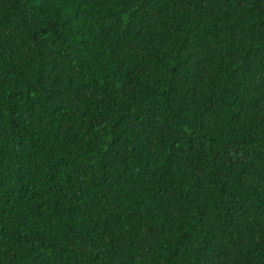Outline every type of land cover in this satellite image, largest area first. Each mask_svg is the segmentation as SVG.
I'll return each mask as SVG.
<instances>
[{"label": "trees", "instance_id": "16d2710c", "mask_svg": "<svg viewBox=\"0 0 264 264\" xmlns=\"http://www.w3.org/2000/svg\"><path fill=\"white\" fill-rule=\"evenodd\" d=\"M0 264H264V0H0Z\"/></svg>", "mask_w": 264, "mask_h": 264}]
</instances>
